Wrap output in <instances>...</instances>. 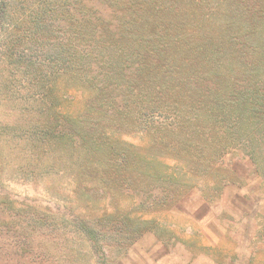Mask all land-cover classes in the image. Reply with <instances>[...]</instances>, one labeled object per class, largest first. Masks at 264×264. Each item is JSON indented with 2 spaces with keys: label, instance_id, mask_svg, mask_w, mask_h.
Returning a JSON list of instances; mask_svg holds the SVG:
<instances>
[{
  "label": "trees",
  "instance_id": "trees-1",
  "mask_svg": "<svg viewBox=\"0 0 264 264\" xmlns=\"http://www.w3.org/2000/svg\"><path fill=\"white\" fill-rule=\"evenodd\" d=\"M0 88L24 94L36 161L66 180L55 210L21 204L41 210L38 246L66 249L74 233L103 245L109 223L146 220L117 218V203L107 215L101 196L156 189L167 201L181 171L212 174L240 152L256 165L264 0H0Z\"/></svg>",
  "mask_w": 264,
  "mask_h": 264
},
{
  "label": "rangeland",
  "instance_id": "rangeland-1",
  "mask_svg": "<svg viewBox=\"0 0 264 264\" xmlns=\"http://www.w3.org/2000/svg\"><path fill=\"white\" fill-rule=\"evenodd\" d=\"M23 95L0 88V264H264V143L256 165L240 152L239 161L218 165L212 174L179 172L183 187L166 195L167 201L156 189L136 194L117 188L101 196L107 215L117 203V218L126 215L146 224L138 231L109 223L101 228L103 245L74 233L68 248L50 247L47 256L37 244L34 224L41 210L21 204L44 207L68 192L56 167L50 173L36 161L38 141L26 125ZM25 226L35 229L32 240H25Z\"/></svg>",
  "mask_w": 264,
  "mask_h": 264
}]
</instances>
